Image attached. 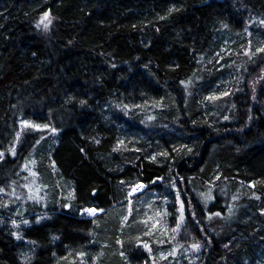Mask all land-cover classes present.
Segmentation results:
<instances>
[{
    "label": "trees",
    "instance_id": "1",
    "mask_svg": "<svg viewBox=\"0 0 264 264\" xmlns=\"http://www.w3.org/2000/svg\"><path fill=\"white\" fill-rule=\"evenodd\" d=\"M252 17L264 22V0H0V264L81 253L86 264H153L134 242L141 223L119 222L126 191L158 177L148 190L164 189L172 226L177 191L184 203L158 264H264V51L243 53ZM227 44L239 69L209 95ZM90 208L102 212L80 216Z\"/></svg>",
    "mask_w": 264,
    "mask_h": 264
},
{
    "label": "rangeland",
    "instance_id": "2",
    "mask_svg": "<svg viewBox=\"0 0 264 264\" xmlns=\"http://www.w3.org/2000/svg\"><path fill=\"white\" fill-rule=\"evenodd\" d=\"M49 19L51 20L50 17ZM250 28H254L255 30L259 29V33H261L260 30H263L264 32V22L261 19L252 17L246 25V28H245L246 46L245 48H243V53H245V56L247 57V59H253L255 52L258 51V49H261V47L264 45V33L263 34L261 33L262 35L252 39V35L254 34V32L251 33L252 31L250 30ZM235 50L236 49L235 47H233L232 44H227V45L222 46L214 54L213 64L217 70H224L223 71L224 73H222L221 76L225 75V78L222 80V77L220 76L219 81H222V82H219V84L213 87L211 91L209 92V95L221 94L222 92L230 88V83L232 82L234 78V74L239 69V64H237V61L235 60V54H234ZM259 71L264 73V65L259 69ZM239 77H241V75ZM238 81H241V80L238 79ZM29 124L30 122L28 121L23 122V125H29ZM32 161H31V165H34V161L33 162ZM33 168L34 167H32V169ZM32 174L34 177H36L35 171H32ZM162 180L157 179V181H152L150 184L152 185L154 183L161 182ZM137 183L143 184L145 187L141 189L140 191L129 195V193L132 190V187L136 185ZM150 184H145V182L143 181H138L135 184H133L130 189L126 191V194H125L126 210H125V213L121 216L119 225H120V228H123V227H127L125 226L126 224L131 223V230H132V228H134L137 223H141V226L139 227V229H141L142 231L136 232V236H139V235L140 236L137 237L134 242L135 244L136 243L141 244L143 249H145L143 247L144 243L149 244V247L151 249V245L148 239L150 235L155 236L153 243L151 242L152 244H155L156 246L155 250L154 251H152V249L151 251H149L148 249H145V250L148 252L151 262L153 264H158L161 261L163 262L169 256V248H170L169 245L168 246L165 245L164 247L162 245L163 242L161 243L159 241H165V242L172 241L174 237L177 235L176 233L180 232V229L182 227L179 228L178 231H175V232L172 231V229L176 228L175 225L172 226V223L168 221L169 216L174 215V213L172 212V208H170L172 207L171 206L172 202L169 200V198L167 197L164 198L162 194L164 192V189H162L161 191L157 189L153 191L148 190L151 186ZM170 189H171V185L170 187H168V190ZM43 190L44 188L41 189L35 182H33L31 184V187H28V191H29V194L27 195L28 201L35 200V203H37L39 200V197L43 195ZM146 192H151L150 193L151 197L148 199H145V197L143 196V198H141L140 196L144 195ZM12 197L16 199L17 196L13 195ZM33 205H36V204H33ZM90 209H94V208H90ZM95 210L96 211L92 214H89L83 210L79 214L80 216H83L84 218H90L102 212L101 209H95ZM165 211H167L168 213L166 216L164 215ZM157 213H159L160 215L158 216ZM41 216L42 215L36 216V221H37V218H41ZM179 216H180V211L176 217V221L179 218ZM125 217H127V219H125ZM23 221L24 220L16 221V226L14 227H18L22 225ZM142 221H148V223L145 224ZM157 221H159V223L157 224V227L153 228L152 225L156 223ZM117 233H119L118 238H120L121 232L118 231ZM147 233H150V234H147ZM171 248H175V245H173ZM181 252H182V258H186L190 261L195 252V249L192 248V245H190L189 247L185 246V249L183 248ZM23 254H24V258L28 259L31 255V252L28 249H25ZM100 254H103V253H100ZM102 256H96V258H94L91 264H104V261L107 259H108L107 263L111 264L112 261L110 262V258H112V254H105L101 261ZM62 264H70V263H68V261H64V263ZM74 264H86L84 260V256L80 254L77 255V259ZM122 264H129V263L124 262Z\"/></svg>",
    "mask_w": 264,
    "mask_h": 264
},
{
    "label": "snow or ice",
    "instance_id": "3",
    "mask_svg": "<svg viewBox=\"0 0 264 264\" xmlns=\"http://www.w3.org/2000/svg\"><path fill=\"white\" fill-rule=\"evenodd\" d=\"M40 23H42L43 26H44V28L47 29L48 25L51 23V20L49 19V13H47V12L44 13L43 18H42V20H41ZM38 27H39V25H38ZM258 51H264V49H258ZM225 94H226V93H225ZM210 98H214V97H210ZM81 103L83 104L84 102L81 101ZM125 107H127V106H125ZM149 119H152V117H149ZM225 119H227V117H225ZM35 127H39V126L37 125V126H35ZM53 131H55V129H53ZM188 151L191 152V149H189ZM162 154H163V155H167L166 152H165V153H162ZM152 159H155V157H152ZM157 179H158V180H162L163 177H158ZM173 186H175V184H173ZM144 187H145V186H144L143 184L137 183L136 185H134V186L132 187V190H131V192L129 193V195H131L132 193H135V192L140 191V190L143 189ZM0 191H3V189H0ZM202 195H203V194H202ZM176 198H177V202L180 203V210H179V211H180V216H179V218H178L177 221H176V228L172 229L173 232L179 230L180 225H181V223H182L183 220H184V203L181 201V193H180L179 191H177V197H176ZM206 199H208V200L212 199V196H211L210 193L208 194V196L206 197ZM234 199H235V198H234ZM65 207H68V206L65 205ZM83 211H85V212H87V213H89V214H92V213H94L96 210H95V209H85V210H83ZM167 214H168L167 211H165V212H164V215L166 216ZM157 215L159 216L160 214L157 213ZM215 215H220V213H216ZM39 219H40V218H37V222H39ZM125 219H127V217H125ZM149 219H151V218H149ZM142 222L145 223V224L148 223V221H142ZM23 223H24V224H28L29 221L24 220ZM158 223H159V221H157L156 223H154V224L152 225V227H153V228H156ZM12 224H13V226H16V221L13 220V221H12ZM147 234H150V233H147ZM13 235L16 236L18 239L20 238V236H19L18 233H13ZM159 242L162 243L163 241H159ZM143 247H144L145 249H148L149 251H151V249H150V247H149V244L144 243V244H143ZM199 247H200V245H198V244H193V245H192V248H194V249L199 248ZM173 254H174V252H173ZM81 255H83V253H81Z\"/></svg>",
    "mask_w": 264,
    "mask_h": 264
}]
</instances>
